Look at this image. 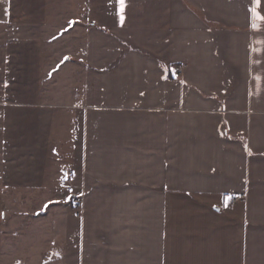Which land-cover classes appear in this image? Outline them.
<instances>
[{"label": "crops", "instance_id": "0c3cea01", "mask_svg": "<svg viewBox=\"0 0 264 264\" xmlns=\"http://www.w3.org/2000/svg\"><path fill=\"white\" fill-rule=\"evenodd\" d=\"M255 6L125 0L121 20L114 0L80 56L43 49V149L79 156L60 154L59 166L84 201L76 264H264V22L253 30ZM17 38L0 43V121L28 130L26 116L9 112L26 96L10 87L29 85Z\"/></svg>", "mask_w": 264, "mask_h": 264}, {"label": "rangeland", "instance_id": "374dc122", "mask_svg": "<svg viewBox=\"0 0 264 264\" xmlns=\"http://www.w3.org/2000/svg\"><path fill=\"white\" fill-rule=\"evenodd\" d=\"M113 7L114 0H0V43L17 42V37L24 41L29 82L10 87L26 96L9 111L26 116L28 130L12 118L0 121L1 128L9 125L12 132L0 131V264L77 262L84 201L71 194L77 185L59 172V166L64 162L61 155L75 164L79 156L70 158L71 150L53 156L52 146L43 149V49L50 58L59 50H64L61 55L80 56L87 29L104 24ZM10 22L16 33L9 32ZM77 202H82L81 209L75 207Z\"/></svg>", "mask_w": 264, "mask_h": 264}, {"label": "snow or ice", "instance_id": "6c2138e0", "mask_svg": "<svg viewBox=\"0 0 264 264\" xmlns=\"http://www.w3.org/2000/svg\"><path fill=\"white\" fill-rule=\"evenodd\" d=\"M117 3L119 5V9H120L121 20H123V9L125 6V0H117ZM254 4L256 6L251 9V12H252L253 18H254V22H253L252 27H253V30L259 31L260 25L257 24L255 21L264 22V16H261L260 12L258 11V9L260 8V5H261V0H254ZM261 43H264V41H261Z\"/></svg>", "mask_w": 264, "mask_h": 264}, {"label": "built area", "instance_id": "2783aa9c", "mask_svg": "<svg viewBox=\"0 0 264 264\" xmlns=\"http://www.w3.org/2000/svg\"><path fill=\"white\" fill-rule=\"evenodd\" d=\"M75 204V207L78 208V209H81L83 207V204L82 202H77V203H74Z\"/></svg>", "mask_w": 264, "mask_h": 264}]
</instances>
